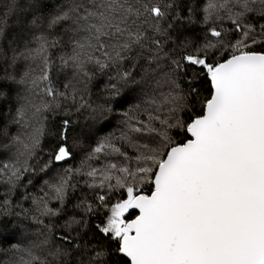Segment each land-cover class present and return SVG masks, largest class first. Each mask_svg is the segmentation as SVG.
Instances as JSON below:
<instances>
[{"label": "snow or ice", "instance_id": "1", "mask_svg": "<svg viewBox=\"0 0 264 264\" xmlns=\"http://www.w3.org/2000/svg\"><path fill=\"white\" fill-rule=\"evenodd\" d=\"M0 264H264V0H0Z\"/></svg>", "mask_w": 264, "mask_h": 264}, {"label": "trees", "instance_id": "2", "mask_svg": "<svg viewBox=\"0 0 264 264\" xmlns=\"http://www.w3.org/2000/svg\"><path fill=\"white\" fill-rule=\"evenodd\" d=\"M47 2L51 3V2H52V0H47Z\"/></svg>", "mask_w": 264, "mask_h": 264}]
</instances>
